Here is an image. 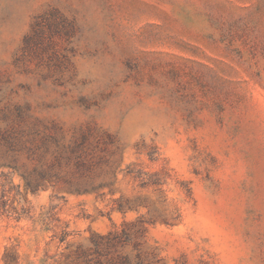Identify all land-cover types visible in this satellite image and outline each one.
Returning a JSON list of instances; mask_svg holds the SVG:
<instances>
[{"label": "rangeland", "instance_id": "1", "mask_svg": "<svg viewBox=\"0 0 264 264\" xmlns=\"http://www.w3.org/2000/svg\"><path fill=\"white\" fill-rule=\"evenodd\" d=\"M2 134L0 264H264V0H0Z\"/></svg>", "mask_w": 264, "mask_h": 264}, {"label": "trees", "instance_id": "2", "mask_svg": "<svg viewBox=\"0 0 264 264\" xmlns=\"http://www.w3.org/2000/svg\"><path fill=\"white\" fill-rule=\"evenodd\" d=\"M22 136V134H21ZM20 137L18 136H15V135H12V134H2L0 135V152L2 151V149H4V153L5 154H10L11 157H13L15 155V153L17 152V149H18V146H19V140ZM55 164L57 166H60L61 163H64V162H68L70 160L69 156H63L62 153H59L55 156ZM6 164L8 166H11V165H14V161L13 159L9 160L8 162H6ZM52 167H54L53 165L45 168V170H41L39 173H38V178L34 181H27L26 182V186L31 188L32 190H35L38 186L41 185V183L43 181H47L49 178L51 177H58L57 175V172L52 169ZM102 184H98L97 186L93 185L91 186V189H94L96 187H99L101 186ZM74 188L76 190H86L88 189L87 187L85 186H74ZM0 205H2L1 207L3 208V206L5 205V201L3 200H0ZM18 219L20 218V216L17 217ZM64 238H62L63 240ZM107 242L109 244H113V243H118L119 242V238H118V235L117 234H109L107 236Z\"/></svg>", "mask_w": 264, "mask_h": 264}]
</instances>
